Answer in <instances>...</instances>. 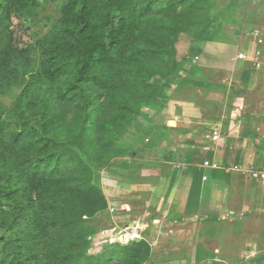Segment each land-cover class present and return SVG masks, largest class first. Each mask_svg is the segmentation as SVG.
<instances>
[{"label": "trees", "instance_id": "16d2710c", "mask_svg": "<svg viewBox=\"0 0 264 264\" xmlns=\"http://www.w3.org/2000/svg\"><path fill=\"white\" fill-rule=\"evenodd\" d=\"M237 3L0 0V95L18 90L9 111L0 107V264L150 260L144 238L95 257L84 252L91 228L82 217L107 201L83 158L103 168L129 157L123 137L143 109L160 113L172 92L205 85L189 83L200 71L174 62L173 41L185 33L197 53L221 42L223 26L240 23ZM182 72L178 85L171 81ZM146 137L136 146L151 144Z\"/></svg>", "mask_w": 264, "mask_h": 264}, {"label": "crops", "instance_id": "0c3cea01", "mask_svg": "<svg viewBox=\"0 0 264 264\" xmlns=\"http://www.w3.org/2000/svg\"><path fill=\"white\" fill-rule=\"evenodd\" d=\"M248 26L239 46L200 44L199 54L210 59L203 72L186 78L205 85L174 91L157 114L156 128L146 130L151 144L138 148L144 159H135V153L118 159L114 180L102 186L114 209L106 214L116 224H133L145 237L169 231L166 246L160 236L158 244L147 238L152 254L164 247L161 253L169 255L164 262L195 264L204 252L200 264H264V184L233 170L264 168V13ZM257 51L259 69L253 63ZM219 56L226 58L220 65ZM219 73L229 77L218 80Z\"/></svg>", "mask_w": 264, "mask_h": 264}, {"label": "rangeland", "instance_id": "374dc122", "mask_svg": "<svg viewBox=\"0 0 264 264\" xmlns=\"http://www.w3.org/2000/svg\"><path fill=\"white\" fill-rule=\"evenodd\" d=\"M233 0H215L218 8L221 10L226 9V7L230 4V2ZM255 1L258 0H237V5L235 6V15L234 17L237 19L239 24L233 23V22H228L225 24L222 28V33L225 36V39L222 40L219 43L225 42L229 44H233L235 46L238 45L239 41V35L243 32H247V29L250 30L251 26H248L249 23H253L254 19L257 16H260L261 13H264V5L259 6ZM264 1V0H263ZM257 13V14H256ZM244 21V23H243ZM244 24V25H243ZM243 25V26H242ZM249 34V33H248ZM173 47L175 50V56H174V62L178 63L179 65H184L187 68H196V69H202L204 67V63H207L209 61V56L208 54L207 57L205 55L199 54L194 51V48L196 46V43L192 41V39L186 35L185 33H180L178 37L173 41ZM208 45V44H207ZM201 49V48H200ZM195 56H198V59H195ZM224 59H226L224 56H219L217 63L220 65L223 63ZM235 59V58H234ZM207 65V64H206ZM180 72V71H179ZM200 72H203L200 70ZM205 72V71H204ZM185 73H180V75H172L171 76V81L173 80L177 85L181 81V76H184ZM225 79L228 76L226 74L225 76L222 74H218V80ZM158 77H154V80H157ZM229 80L231 78H228ZM161 83L165 84V81H160ZM165 82V83H164ZM18 93L17 89H11L8 91H5L3 94L0 95V107L5 110V112L9 111L12 106H13V101ZM173 93V92H172ZM171 93V94H172ZM157 114L153 110H150L148 108H145L142 110V114L136 117L135 123L133 124L135 128H133V125L129 128L128 133L123 137V144L124 146L129 147V151L133 150V154L135 153V159L142 161L144 159V154L142 151H139L138 148L141 146H136L135 143L140 141V136L146 131L150 129H155L156 124L158 123L157 120ZM156 123V124H155ZM148 138L146 137V140ZM135 144V146H134ZM130 151V152H131ZM129 154V153H127ZM132 153H130L128 156H131ZM127 156V155H126ZM85 162H87L88 166L91 168L93 174H94V184L102 190V186L109 185L111 181H113L115 178L112 176V172L115 171L113 166L117 163V161L111 162L108 166H105L103 168L99 167L96 165L94 162L89 161L85 158H83ZM103 192V191H102ZM107 201V208L103 211H100L92 216L85 215L82 217V226L84 228H91L89 232L84 236V242L87 243V250L84 252L86 253L87 256H99L103 252H106L108 250H114V249H119L121 247H125L129 245L133 241H138L141 240L142 238L148 240L147 238L149 237V240L152 243H157V236L161 237L160 244H163V246H166V243L170 241L168 237L170 238V233L169 231L166 232V236L164 233H161V231L158 230H153L151 232V235L148 237H145L144 235H140L141 230L137 231L139 232V235L136 239L130 241V237H123L122 232L126 227L124 226V223H119L116 224L115 219L113 218V215L111 210H114L113 208H109V199H106ZM110 211V215L106 214ZM132 223V222H130ZM135 224V223H134ZM137 225H141L145 223H136ZM152 224H155L153 222ZM154 226V225H153ZM157 226V224H155ZM135 228L133 224H129V229ZM124 230V233H130L132 230ZM138 230V229H137ZM156 231V232H154ZM150 231H148L149 233ZM64 233H66V236H69L70 238L74 239V233L70 230H64ZM74 234V235H73ZM120 236L123 237L120 240ZM167 238V239H166ZM149 242V241H148ZM155 247V244H153ZM175 246H168L166 249L167 250H173ZM152 249V247H151ZM163 250L164 247H161ZM161 249L155 247L154 254L151 255V258L148 262L144 264H181L177 262H164L166 261V258H168L169 255H166L164 253H161ZM168 252H173V251H168ZM260 255H264V252ZM260 258V256H259ZM264 258V256H263ZM170 259H174L172 256H170ZM168 260V259H167ZM111 264H120L116 258H113L110 260ZM182 264H190V263H182ZM194 264V263H192ZM245 264V263H244Z\"/></svg>", "mask_w": 264, "mask_h": 264}, {"label": "built area", "instance_id": "2783aa9c", "mask_svg": "<svg viewBox=\"0 0 264 264\" xmlns=\"http://www.w3.org/2000/svg\"><path fill=\"white\" fill-rule=\"evenodd\" d=\"M261 53H260V51H257V52H255V56H254V60H253V63H254V65H255V68L256 69H259L260 67H261V65H262V62H261ZM239 58H246V55L244 54V53H239ZM195 59H198L197 57H195ZM217 138V134L216 133H214V139H216ZM204 166H206V167H211V168H218L219 167V165H217V164H215V163H209V162H205L204 163ZM233 170H236V171H239V172H241V173H244V174H246L247 175V178L249 179V180H255V181H259V182H262L263 184H264V168L263 169H258V168H255V167H253V166H250V167H248V168H242V167H240V166H235V167H233ZM125 229H127V230H132V231H130V233H125V234H123L124 233V230ZM123 231H121L122 232V235H123V237L125 236V237H130L129 239H130V241L131 240H134V239H136L137 237H138V235H139V232H137V231H139V230H137L136 228H133V229H129V227H126ZM126 230V231H127ZM123 237H121L120 236V240H121V238H123Z\"/></svg>", "mask_w": 264, "mask_h": 264}]
</instances>
